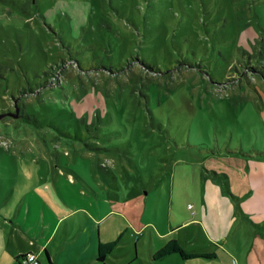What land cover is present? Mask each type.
Masks as SVG:
<instances>
[{
  "label": "rangeland",
  "instance_id": "obj_1",
  "mask_svg": "<svg viewBox=\"0 0 264 264\" xmlns=\"http://www.w3.org/2000/svg\"><path fill=\"white\" fill-rule=\"evenodd\" d=\"M0 116V264H18L42 225L80 230L64 194L81 193L110 210L114 236L128 229L109 264H186L151 262L150 240L205 246L176 223L197 174L238 188L235 208L216 192L228 248L256 264L264 178L248 182L247 163L264 168V0H0Z\"/></svg>",
  "mask_w": 264,
  "mask_h": 264
},
{
  "label": "crops",
  "instance_id": "obj_2",
  "mask_svg": "<svg viewBox=\"0 0 264 264\" xmlns=\"http://www.w3.org/2000/svg\"><path fill=\"white\" fill-rule=\"evenodd\" d=\"M259 162L257 163V166L260 170H256L255 167L251 164L252 162L248 160V182L251 181V179H257L259 176H262L264 178V168L262 167L263 164H259ZM196 178L197 182L194 183H192L191 179L183 180V183L181 184L182 187H180L178 195L176 194V201L178 203V209L180 210V213H178L179 219L176 223L177 225H184L186 228L191 227L194 224L199 226V229H201V232L204 235L206 243L202 248L193 249L190 248V246L186 248L184 244L180 243L179 241L178 242L187 252L196 254H213L214 257H206L201 255L187 259L182 258V256L180 254L179 255L186 264H209V262L212 264H219V261L226 259H228L229 262L233 264L232 261L235 260V254H233V252L228 248V230L225 227V225H228L230 228V224H225L224 216L221 213L220 209L221 201L220 198L217 197L216 192L219 191V193L222 192L223 194H225V200H227L231 204V206L235 208V205L229 198L228 193H231L233 196L238 197L239 190L237 187H230L231 190L229 189V192L226 193L224 190L218 187V185L214 180L211 179V177L205 176L203 179L202 174H197ZM201 180H204L203 183H205L204 191H202L201 188ZM67 181L69 184H71V186L75 185L76 183L72 175ZM249 184L252 183L250 182ZM64 186L69 185H59V193L62 194L64 192V190L66 189L64 188ZM235 190L237 191V193ZM231 191H233L235 194ZM69 192L71 193L72 191ZM64 195V199L71 202V204H68V202L66 203L71 208V210L66 213V216L75 217L80 213H83L84 216H86V219L83 222L82 226L80 225L81 229L78 231H74L76 227L74 229L69 222L67 225V230L65 231V236H59L58 233L62 224V222L59 224V221L61 219H59V221H57L56 223L54 222L48 228L42 225L40 236L38 237L36 243L33 244L34 248H23V250L19 249L18 254L14 257L16 260L15 262L20 264L16 258L18 255L34 251L35 253L39 254L40 264H42L41 256L43 254L46 258V264H102L98 260L97 256L100 243L105 244L115 240L118 237L113 235V231L116 230V227L111 226L110 223H107V220L111 216L108 214L110 210L101 209V207L96 204V201L92 200V197L88 198V200L90 201L88 202V204H85V199L82 197L84 196L83 193L80 194L81 201L78 202L75 200L76 196H72L69 199L68 197H66L67 194ZM193 201L195 202V206H190V202L193 203ZM187 202H189V204H187ZM203 202H205L207 205L208 218L207 214L205 213ZM89 206H91L92 208L89 209ZM127 231L128 229L125 228L121 232L120 242L115 246L114 250L107 257L108 264L109 261H113L110 256L114 253V251L117 248H121L120 243L131 242L130 238H128L127 240V238L124 237ZM236 235L237 236L234 238L235 244L240 245L241 236L239 233H237ZM56 237L60 239V244L55 248V246L52 244ZM150 241L151 245H153L151 246L150 250L151 262H156L158 260L166 258L169 255L176 254L172 253L163 258L155 259L153 258V255L161 246L163 247L164 245L153 242V238H151ZM253 245L254 247L251 246L250 251H252L253 254H256V264H264V237H254ZM175 258L178 259L177 257H172V260L174 262L176 261L178 264H181L180 261H177ZM243 259L245 260V258ZM191 260H194L196 263L191 262ZM248 260L251 261L250 259ZM131 261L129 260L128 263H130ZM122 264H127V262L124 260Z\"/></svg>",
  "mask_w": 264,
  "mask_h": 264
},
{
  "label": "trees",
  "instance_id": "obj_3",
  "mask_svg": "<svg viewBox=\"0 0 264 264\" xmlns=\"http://www.w3.org/2000/svg\"><path fill=\"white\" fill-rule=\"evenodd\" d=\"M121 235H119L115 240L108 242V243H100L99 249H98V260L102 264H108L107 263V257L108 255L114 250L115 246L120 242ZM29 252L27 253H22L18 255L16 258L20 264H23L22 259L25 258L28 255ZM172 253H178L182 256V258H192V257H197V256H206V257H214L213 254H196V253H190L187 252L183 246L178 242L177 239L172 238L169 240L162 248H160L153 258L159 259L163 258L169 254Z\"/></svg>",
  "mask_w": 264,
  "mask_h": 264
},
{
  "label": "built area",
  "instance_id": "obj_4",
  "mask_svg": "<svg viewBox=\"0 0 264 264\" xmlns=\"http://www.w3.org/2000/svg\"><path fill=\"white\" fill-rule=\"evenodd\" d=\"M23 264H40V259L35 252H29L28 255L22 259Z\"/></svg>",
  "mask_w": 264,
  "mask_h": 264
},
{
  "label": "water",
  "instance_id": "obj_5",
  "mask_svg": "<svg viewBox=\"0 0 264 264\" xmlns=\"http://www.w3.org/2000/svg\"><path fill=\"white\" fill-rule=\"evenodd\" d=\"M2 116H0V118H1Z\"/></svg>",
  "mask_w": 264,
  "mask_h": 264
}]
</instances>
